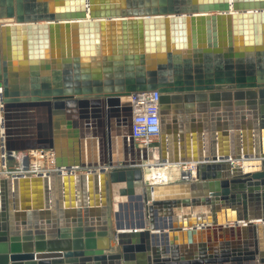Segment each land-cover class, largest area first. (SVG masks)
Here are the masks:
<instances>
[{
    "label": "water",
    "instance_id": "95a60500",
    "mask_svg": "<svg viewBox=\"0 0 264 264\" xmlns=\"http://www.w3.org/2000/svg\"><path fill=\"white\" fill-rule=\"evenodd\" d=\"M34 1L0 0V264H264V0ZM153 91L140 153L129 97ZM32 149L87 172L7 177ZM152 159L199 165L150 184Z\"/></svg>",
    "mask_w": 264,
    "mask_h": 264
},
{
    "label": "built area",
    "instance_id": "2783aa9c",
    "mask_svg": "<svg viewBox=\"0 0 264 264\" xmlns=\"http://www.w3.org/2000/svg\"><path fill=\"white\" fill-rule=\"evenodd\" d=\"M129 101L132 109V142L134 148L140 153H152L157 147L160 139V117H159V93L141 92L130 95ZM7 154L3 155V172L7 177L16 176H48L51 173L59 175L86 173L87 169L79 167L58 166L55 160V154L51 149H32L25 151H14L10 159ZM154 159L150 160L153 161ZM149 161V160H148ZM160 164L166 162L159 161ZM180 167L188 168L184 175L186 181L195 178L198 162H187ZM144 168V167H143Z\"/></svg>",
    "mask_w": 264,
    "mask_h": 264
},
{
    "label": "crops",
    "instance_id": "0c3cea01",
    "mask_svg": "<svg viewBox=\"0 0 264 264\" xmlns=\"http://www.w3.org/2000/svg\"><path fill=\"white\" fill-rule=\"evenodd\" d=\"M49 3V0H35L34 1V3H37V4H39V3ZM220 28H222V30H223V28H224V31H226V29H227V24L225 25V23H224V25H222V27H220ZM40 74H42V73H40ZM51 77V76H50ZM222 124V122H220V125ZM222 128V127H221ZM74 131V130H73ZM76 134V135H75ZM60 144H59V149H60V151L66 156V157H69V155L71 156V154L72 155H75V154H79V152H80V150H81V147H80V144H79V138H78V131H75V132H73V134H72V136L71 137H65L64 139H60V142H59ZM115 143V142H114ZM186 143L189 145L190 144V140H189V137H188V139H187V141H186ZM113 151H114V157H115V159H116V163H118V165H121V163L119 162V160H118V156H119V154H120V156L122 157V158H124V148H123V146L121 147V151L119 152L118 150H117V144L115 143V144H113ZM84 151H85V153H83V155L85 156V154H86V147L84 148ZM89 153H90V155H91V158H92V156L93 155H95V158H97L98 157V146L97 145H94V147H93V144H91L90 145V147H89ZM139 154V153H138ZM98 159V158H97ZM97 159H96V162H97ZM146 164V162L144 163V165ZM160 164V163H159ZM160 165H164V164H160ZM95 170H97V169H95ZM157 177H159L158 175V173H154ZM156 177V178H157Z\"/></svg>",
    "mask_w": 264,
    "mask_h": 264
},
{
    "label": "bare ground",
    "instance_id": "6f19581e",
    "mask_svg": "<svg viewBox=\"0 0 264 264\" xmlns=\"http://www.w3.org/2000/svg\"><path fill=\"white\" fill-rule=\"evenodd\" d=\"M3 155H2V158H3ZM10 156L11 154L8 156L7 159H10ZM145 162L146 164L145 165L143 164V167H144L143 169H144L145 176H146L145 180L147 183H150V184L177 181L182 177L181 176L182 170L183 171L189 170L188 168L185 169V166L180 167V165H173L167 162L164 165H160L159 160H156V159L153 161H145ZM154 173H158L159 177H157Z\"/></svg>",
    "mask_w": 264,
    "mask_h": 264
}]
</instances>
